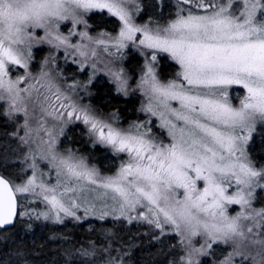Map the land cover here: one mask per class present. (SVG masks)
Segmentation results:
<instances>
[{
	"label": "snow or ice",
	"instance_id": "obj_1",
	"mask_svg": "<svg viewBox=\"0 0 264 264\" xmlns=\"http://www.w3.org/2000/svg\"><path fill=\"white\" fill-rule=\"evenodd\" d=\"M176 8V18L167 25L149 27L133 20V11L141 10L136 0H0V103L7 105L5 115L25 117L23 135H12L28 146L23 163L31 169L27 173L21 168L15 178L0 172V230L29 215L18 211L19 206L39 197L47 211L37 213V220L63 223L68 217L103 220L111 215L129 224L143 220L160 235L167 234V226L185 244L183 264H200L199 256L213 257L214 264H236L237 256L243 264L251 256L253 264H264V209L252 204L255 190L264 188V168L257 169L245 150L257 122L264 123V0H177ZM93 9H106L122 27L110 41L89 38L92 43L105 45L109 52V43L117 52L128 42L138 43L151 50L142 54L152 62L157 53H166L179 66L176 78L165 83L151 62L145 65L139 87L147 101L141 111L148 119L127 128L80 106L47 72L27 87L21 86L24 77L9 76L11 65L28 69L34 43L94 57L95 49L87 52L86 45L69 41L74 33L59 31L61 22L80 24L82 14ZM36 29L44 35L38 36ZM79 35L87 37L86 32ZM110 74L118 91L126 94L127 80L119 71ZM233 86L244 90L238 105L229 99ZM30 107L33 115L39 113L40 129L47 136L39 143L45 145L41 158L55 170L51 185L43 179L31 146ZM49 119L60 122L51 125L59 127L58 133L45 127ZM73 120L88 127L94 143L126 157L115 175L101 176L84 158L58 153L56 135ZM0 166H5L3 160ZM229 205L241 210L231 214ZM81 209L83 217L77 215ZM197 237L204 238L198 247L193 244ZM217 244L231 248L219 260L211 252ZM242 248L255 249V254ZM79 254L88 258L96 250L84 248ZM108 264H116L115 259Z\"/></svg>",
	"mask_w": 264,
	"mask_h": 264
},
{
	"label": "rangeland",
	"instance_id": "obj_2",
	"mask_svg": "<svg viewBox=\"0 0 264 264\" xmlns=\"http://www.w3.org/2000/svg\"><path fill=\"white\" fill-rule=\"evenodd\" d=\"M136 3L139 5L141 9V4L139 3V0H136ZM169 4H167L168 6ZM191 5H187V8H190ZM177 12V8H175ZM193 12H200L201 10L192 8ZM139 13L133 11V20L137 25H149V27H154L156 25H167L168 23H158L154 18L143 20V22L139 21ZM100 15H105L108 18H111V21H107L106 25L111 27L112 29H115L114 32H108L107 31H97L93 29V32L90 31L89 25H86V19L88 17H97ZM83 22L80 24L73 25L71 20L63 21L60 24L59 31L65 35L68 36L69 32L71 31L74 33L69 37V41L71 43L77 44V45H86L87 47L84 49L87 52H90L92 49H95L96 55L93 57L89 55L87 58L84 56H81L79 52L75 51L72 48H69L67 52L65 51V48L61 46L60 48H54L52 45H49L47 42L39 43V44H33L32 45V59L29 62L28 69H22L18 66L11 65L9 66L11 71L9 72V76L11 79H18L20 77H24L25 83L22 84V87H27L28 84L34 83L33 78H39L41 72H47L50 76L53 77L55 83L60 86V88L67 94L71 95L73 99L82 107L89 108L94 115H96L98 118L104 120V121H111L114 125L127 128L130 124L133 122H143L146 119H148V116L141 111V108L144 104H146V97L143 95L142 89L139 87V83L141 80V76L146 71L145 65L149 62L152 63L156 76L159 80L162 82H168L169 80L176 78V73L179 70V66L176 65V63L168 56L166 53H157V59L156 61L152 62L150 55H145L147 53H150L151 50L149 49H142L137 44H133L132 42H128L127 46L123 49H121L119 52L116 51L115 48L111 47V44L109 43L108 47L110 49L109 51H105V45L102 44H95L91 41H95L97 39H103L105 41H110L111 38L118 35L120 28L122 27L121 21H119L116 17L112 16L108 11L105 10H97L93 9L87 13L82 14ZM175 19V18H174ZM99 20V19H98ZM69 23L68 28L66 31L68 32V29L70 30L67 34L64 33L63 27L64 25H67ZM65 29V28H64ZM35 32L38 34V36L44 35L43 29H36ZM86 32L87 37H81L79 33ZM139 36V34H137ZM91 38V41L89 40ZM73 41V42H72ZM131 51L133 57H136L139 59L142 63V68L140 69L138 76L136 77L135 81H131V78L128 76L127 72L124 69V64L126 60L128 59V52ZM111 53V54H110ZM145 53V54H142ZM171 66L172 68V74L168 75L167 78H163L160 74V68ZM136 67H141L140 65H136ZM119 71L123 78L127 80V93L125 94L124 91H118V84L114 81L113 76L110 74L111 72ZM95 85H104L109 84L110 86L114 87L116 93L120 94L121 96L127 98V100H131L133 102V105H135L137 108H139V111L137 113L141 114L143 119L136 120L128 119V120H122L118 121V119L112 114H101V112L94 109V106L91 105V101L87 98V87ZM75 85L73 88L72 86ZM244 94V90L239 88L238 86H233L230 89L229 99L234 105L239 104V99ZM7 110V105L0 103V117L3 121V124L12 127V132L10 134L11 139H18L17 136H13V133H19V135H23L25 129L22 127L24 124L25 117L23 113L15 114L13 116L5 115V112ZM29 127L32 130V149L35 152L36 155V163L38 166L39 171L44 173L43 179L49 184H54L56 182L55 177V170L52 167L51 164L48 163L47 160L41 158V154L44 151L45 145H41L39 143L40 137H44L45 140H47V136L44 131L40 129V121L41 117L39 113L37 112L35 115L32 114L31 107L29 108ZM154 123L158 124V121L155 120V118H152ZM52 123H57L58 125L60 122H53L50 119L45 123V127L49 128L55 133L59 132V127L56 129H52L51 125ZM63 126V133L56 135V149L59 154L61 155H68V154H75L77 157L84 158L85 163L89 167H94L101 176H113L116 174V172L119 170V167L122 163V160L125 159L122 154L116 155L113 153V151L110 148L104 147L103 145L96 144L93 142V138L89 135L88 127L83 124L82 121H75L68 122L62 125ZM154 131L165 137L166 133H164L159 128H154ZM258 133H264V123L257 122L254 131L252 132L250 139L248 140L247 144L245 145V150L247 153V156L249 160L252 162V164L257 168H262L261 164H255L254 160L252 159V156L250 154V149L253 147L251 146L252 143L256 142L258 146L264 145V137L257 138L255 137ZM74 136V138H72ZM9 138V139H10ZM72 138V139H71ZM80 141V142H79ZM77 146V144H79ZM20 152H19V160L18 162L12 161L11 166H13L12 169V175L9 174V176H12L13 178L16 177L17 174L20 173L21 168L27 169V173L31 172L30 168H27V165L23 163V155L27 151V145H21L20 141L18 139L17 142ZM88 145H87V144ZM95 147H97L96 151L99 152V156L104 161L105 167H107L108 170L112 169L111 173H107L106 171H101L96 166L95 163H97L98 160H90V155H94V152H90L91 150H94ZM258 154V153H257ZM113 156V157H111ZM263 159V157H262ZM94 162V163H93ZM28 163H31V160L28 161ZM262 163V162H261ZM18 165V167H17ZM261 165V167H260ZM4 167V166H0ZM1 169V168H0ZM17 171V172H16ZM1 172V171H0ZM105 172V173H104ZM25 173V174H27ZM264 188H257L254 192V198L252 201L253 207L257 210L263 209L258 206H256L255 200L257 199L258 192ZM233 189H229V191H232ZM97 207L100 208L102 206L101 201H97ZM109 204L112 202L109 200ZM229 212L231 214H235L236 212L240 211V207L238 205H229ZM26 211L29 213V215L23 216L20 218L22 223H30L32 222H42V223H54L51 220H44L43 217H41L39 220L35 218L37 213L47 211L46 204L40 199L39 197L30 198L28 201H23L21 205L19 206V211ZM77 215L83 217L84 212L81 209L78 211ZM132 215H135V213H132ZM31 216V218H29ZM105 219L115 220L119 221L120 223H127L129 224L125 219H113L111 215L106 217ZM97 219L93 215H88L87 218L77 221L71 217H68L64 220L71 221V222H85L89 224H94L93 222L96 221H104ZM133 222H136L135 225H138L140 227H143V229L149 231L152 234V243L149 246V248H157V247H169L170 249H176L179 260H174L175 263L173 264H183L181 257L185 255L186 248L185 244L181 243V238L178 235H175L171 232L170 229L166 227V233L164 235H160V230L155 228L152 225L147 224L143 220H134ZM132 222V223H133ZM59 224V223H58ZM134 224V223H133ZM148 232V234H149ZM149 234V235H151ZM204 243L203 237H197L193 240V244L195 246H199L200 244ZM228 251H231V248L227 245L223 244H217L213 245V248L211 249V252L213 253V256L215 257V260H219L222 258ZM242 252L255 254V249H241ZM176 257V256H175ZM200 264H203L205 262L206 264H214L213 257L209 256H199L198 257ZM259 259V258H257ZM242 260V257L237 256L235 257L236 264H240ZM172 264V263H168ZM243 264H253L251 260V256H249L248 260H244Z\"/></svg>",
	"mask_w": 264,
	"mask_h": 264
},
{
	"label": "trees",
	"instance_id": "obj_3",
	"mask_svg": "<svg viewBox=\"0 0 264 264\" xmlns=\"http://www.w3.org/2000/svg\"><path fill=\"white\" fill-rule=\"evenodd\" d=\"M139 3L140 22L145 18H154L158 23H168L176 18L177 0H139ZM186 6L184 5L185 8ZM98 19L95 16L86 19V25L90 26L91 32L93 29L100 32L115 31L106 25L111 18L107 19V16L100 15ZM68 26L69 23L63 27L66 34L71 30L66 31ZM128 56L124 69L131 81H135L142 63L136 57L132 58L131 51L128 52ZM140 64L141 67H136ZM171 68L161 67V76L167 78L170 73L172 74ZM86 99L91 101L95 110L101 114H112L118 121L143 119L141 114L137 115L139 108L133 105L130 99L127 100L116 93L114 87L109 84L88 86ZM11 132L12 127L4 125L0 117V160H3L5 165L0 167V171L7 175L13 172L11 162L14 160L18 162L20 152L18 144L15 143L18 139H11ZM255 137H264V133H258ZM79 145L80 143L77 144ZM251 146L252 159L255 164L259 163L264 168V145L258 146L253 142ZM96 149L97 147L94 150L90 149V152L95 153L90 155V160H98L95 164L99 170L111 173L112 169L108 170L105 167ZM255 203L264 209V189L258 192ZM93 223L66 221L58 224L33 221L30 224L22 223L18 218L12 228L7 231L0 230V264H108L110 259H115L116 264H173L174 260H179L176 249L172 250L166 246L149 248L153 242L152 234L148 231L151 234L149 235L143 227L135 225L136 222L127 224L105 219ZM84 248L89 250L95 248L96 255L81 257L79 250Z\"/></svg>",
	"mask_w": 264,
	"mask_h": 264
},
{
	"label": "water",
	"instance_id": "obj_4",
	"mask_svg": "<svg viewBox=\"0 0 264 264\" xmlns=\"http://www.w3.org/2000/svg\"><path fill=\"white\" fill-rule=\"evenodd\" d=\"M18 211H19V208H18ZM16 223V222H15ZM15 225V224H14ZM14 225H12V226H8V229H10V228H12Z\"/></svg>",
	"mask_w": 264,
	"mask_h": 264
}]
</instances>
